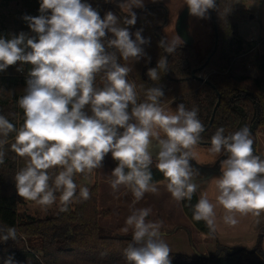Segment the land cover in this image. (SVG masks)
I'll return each instance as SVG.
<instances>
[{"label": "clouds", "instance_id": "9594fccd", "mask_svg": "<svg viewBox=\"0 0 264 264\" xmlns=\"http://www.w3.org/2000/svg\"><path fill=\"white\" fill-rule=\"evenodd\" d=\"M185 3L189 15L201 19L217 8L216 0ZM118 6L128 10L127 27L118 26L112 11L101 18L82 0H41V14L24 17L35 37L23 32L11 39L0 37V72L18 62L33 66L24 94L17 99L23 124L17 129L0 115V164L4 163L7 138L15 132L11 150L28 158L14 177L17 194L41 207L56 203V193H60L62 212L74 200L90 199L86 186L79 187L77 197L74 178L102 168L109 153L118 162L111 172V188L117 191L125 186L134 197L133 204L145 193H158L151 170L154 160L176 202H190L197 191L201 173L191 161L196 159L195 148L205 127L196 108L189 110L180 103L175 112L166 110L160 103L164 97L160 87L149 88L146 100L138 103L136 87L127 79L131 69L118 63L116 52L125 60L139 61L146 55L142 46L150 38L142 35V28L132 33L128 27L136 24L133 9L144 8V0H121ZM180 39L162 38L158 46L171 55ZM167 64L166 56L159 58L156 67L148 68L147 76L159 79L157 70L167 72ZM101 72L105 82L97 87L96 76ZM253 144L247 124L229 135L220 127L211 137L210 153L226 158L220 161L221 174L215 178V203L202 193L192 217L204 221L210 234L218 231V206L224 210L221 220L228 226L239 223L238 215H251L259 223L264 214V158L254 154ZM151 211L134 208L126 218L123 231H132L124 249L127 264H172L171 249L161 231L163 221L148 219ZM9 239H17L16 229L0 227V242ZM4 264H14L12 257Z\"/></svg>", "mask_w": 264, "mask_h": 264}, {"label": "trees", "instance_id": "16d2710c", "mask_svg": "<svg viewBox=\"0 0 264 264\" xmlns=\"http://www.w3.org/2000/svg\"><path fill=\"white\" fill-rule=\"evenodd\" d=\"M251 1L264 3V0H218L217 8L213 11L210 9L211 48L202 56L194 44L179 42L167 64L171 78L164 70L158 69L159 79L153 81L147 76V70L156 67L159 58L166 56L164 49L158 46V35L164 38L161 29L173 18L179 4L153 3L142 9H133L137 14V22L128 27L132 33L142 28V35L150 38V43L142 46L146 55L139 61L133 58L125 60L120 57L119 52L116 55L118 63L131 69L127 79L136 87L138 103L146 100L149 88L160 87L164 92V97L160 99L161 105L175 99L189 110L196 108L198 118L205 127L201 134V142L205 144H211L212 135L220 127L224 128L225 135L237 131L240 116L231 106L237 103L244 107L249 123L259 121L258 129L252 137L256 155L264 158V54L253 62L258 69V76H251L246 57L248 45L238 32L239 24L247 21L249 15L253 14L246 7ZM82 2L91 4L101 18L106 12L112 11L118 17V26L127 27L124 18L128 15V10L124 11L118 6L119 0L110 3L104 0ZM40 3L41 0H0V37L11 39L21 32L35 37L36 34L31 31L24 17L39 16ZM166 13L167 22L164 24ZM155 27H158L157 32ZM216 44L217 50L213 53ZM28 65L29 63H25L21 66L18 62L0 72V115L5 116L17 129L24 122V113L19 108L17 99L24 94L23 90L26 88ZM20 67L22 71H17ZM193 71L206 81L197 79ZM104 82V73L97 74L96 86L103 87ZM239 93L240 97H234ZM246 93L254 95L259 108L257 112L251 101L244 96ZM219 98L220 105L216 109L214 121L209 125ZM15 135V132L9 134L8 144L4 146V163L0 164V227H14L17 239L0 242V264H4L9 257H12L14 264H127L124 249L131 237L114 234L101 225L100 219L107 216L108 212L99 208L100 188L97 183L89 188L90 199L74 200L67 211H60L59 205L56 214L52 216L21 214L20 204L24 199L17 194L14 179L19 171V156L11 150ZM114 162L117 166L118 162ZM151 170L154 183L166 181L156 168L155 160ZM94 171L98 172V169ZM56 172L58 169L53 170V175ZM74 179L78 185V197L79 174ZM56 196L59 199L60 193H56ZM198 200L196 191L190 202L183 201L185 212L200 232L212 236L204 221H194L192 218L193 206ZM70 229L72 233L69 234ZM262 243L263 235L260 234L253 249H234L218 244L210 254L188 256L171 253L172 264H264Z\"/></svg>", "mask_w": 264, "mask_h": 264}, {"label": "rangeland", "instance_id": "374dc122", "mask_svg": "<svg viewBox=\"0 0 264 264\" xmlns=\"http://www.w3.org/2000/svg\"><path fill=\"white\" fill-rule=\"evenodd\" d=\"M113 1H117V0H104V2H107V3H110ZM173 2L176 4H179V6L173 15V18L168 22V24L164 25L163 28L161 29V34L168 41H171L173 38L180 37L179 34L177 33L176 23H177V19L179 15L187 7L185 0H144V7L149 6L153 3L173 4ZM119 3H121V0H119ZM246 7L250 9L251 13L255 14V17L251 18V15L253 14H250L249 19L247 21L241 22L239 24L238 32L248 45L249 51L246 54V57L248 58V64H253L254 60L259 55L264 54V3L251 1L246 4ZM122 9L124 11L127 10L126 7ZM187 25H188L189 34L192 38L194 46L196 47V49L202 56L205 55L212 45V29H211L210 10H209L207 19H201V18H197V17L189 15L187 18ZM110 35L111 34H109V36ZM181 41H183L182 38L179 40V42ZM32 67L33 66L31 64L27 66V69H26L27 74L29 73ZM251 76L255 77L254 75H251ZM178 104L180 103L178 101H175L167 109L170 111L173 109H176ZM109 158H110V153L106 155V157L104 158L103 166L107 165L106 166L108 170L107 174L110 177L112 171L110 170L109 165H108V162L110 161ZM27 159H28L27 157L19 156V170L25 166ZM102 174L103 172L99 174V179H97V171H94V170L91 173L79 174V186H86V183H88L87 179L90 180V185L87 186L88 188L94 186L96 183L99 185V180L101 181L102 179L100 175ZM99 188H100V185H99ZM133 200H134L133 198L127 199V196H114L110 194L101 195L99 197V208L100 210H105L108 212L107 216L100 219L101 225H103L107 230H109L110 232L114 234H119V235L130 238L132 235L131 229H129L127 233L123 231V228L125 227L126 218L131 214L134 208H151L152 211L148 219L152 221H163V224L170 223L169 226L162 227V230H161L162 232L171 234L175 232L177 229L179 230L182 229L183 234L185 233L187 238L189 235L188 241L190 239L191 244L193 243L192 245L186 244V243L185 244L184 243H170L168 245L171 249V253L187 255L184 253H180L185 248V245L186 247L187 246L194 247V245H197L196 247L198 249V245H200L201 242H206L207 244V242L214 239L215 234H213L212 236H208L196 230L190 225V222H189L190 219L189 220L187 219L188 216L184 210L185 207L182 202H176L175 200L171 201L172 206H175V207L174 208L171 207L169 211H166L165 210L166 204L164 201L163 194L162 195H151L148 198V200H146L147 202L140 200L136 202L135 204H133ZM59 205H60L59 199H57L56 203H54L53 205L47 208L41 207L34 201L24 199L23 202L20 204V212L22 215L26 213V214H30L34 216L39 215L41 217L52 216L56 214L57 208L59 207ZM168 217L169 219H166ZM170 221H174L175 223H178V224L171 223ZM189 230L191 233H189ZM70 233H72L71 229L69 230V234ZM183 239H185V235L183 236ZM218 244L227 246L220 242H218L217 245ZM227 247L238 249L237 247H232V246H227ZM254 247L248 248V249H253ZM262 247H263V243H262ZM263 250H264V247H263Z\"/></svg>", "mask_w": 264, "mask_h": 264}, {"label": "crops", "instance_id": "0c3cea01", "mask_svg": "<svg viewBox=\"0 0 264 264\" xmlns=\"http://www.w3.org/2000/svg\"><path fill=\"white\" fill-rule=\"evenodd\" d=\"M248 73L250 75H254V76H258L259 72L258 69L253 66V64H248ZM176 100L173 99L171 101H169L168 103L162 105L163 107H165L166 110H168L167 108L173 104V102H175ZM176 109L173 110H168L170 112H175ZM211 145H205V144H198L195 148L196 151V159H194L193 161H191L192 165L194 167H196L197 169H199L200 173H201V177L198 178L197 183H198V188H197V193L198 196L200 198L201 194H207L208 198L215 203V196H216V188H215V178H217L221 173H220V169H218L217 167H215V163L216 161L223 156V154L221 155H213L212 153H210L209 149H210ZM153 159H155V154H153ZM109 168L112 171L115 167L116 164L114 162V160L112 159L111 153H110V158H109ZM107 165L103 166L102 168L98 169L97 172V179H99V174L101 172H103L101 176V181L99 180V185H100V196L103 194H110V195H114V196H127V199L129 198H133V195L131 193V191L129 189H127L125 186H120L119 190L117 191H113V189L111 188L110 185V181L112 179V176L109 177V175L107 174L108 170L106 168ZM201 180H203L204 182H200ZM88 183H86V187L88 185H90V180H88ZM103 184V186H102ZM157 187H158V193L153 194V193H145L143 199H141L142 201H146L148 200V198L151 195H164V201L166 204V211H169V209H171V207H175L172 206L171 201H173L174 199L171 197V194L167 191L166 188V181H160L157 182ZM147 202V201H146ZM183 205L184 202L182 201ZM161 205V204H160ZM172 208V209H173ZM178 209V208H177ZM185 210V209H184ZM159 212V211H158ZM217 212V218H218V231L215 233L214 235V239L207 242H201L200 245H198V249H197V245L196 246H191V247H186L183 249L182 252L180 253H184L187 254L188 256H196L197 253L198 254H208V253H212L216 250V246L217 243L220 242L222 244H225L227 246H232V247H237V248H252L255 246V244L257 243L258 240V236L260 234H262L263 232V247H264V214H262L259 217V223H256L255 220L256 218L248 215V216H237V219L239 221L238 224H236L235 226H228L223 224L221 217L224 214V210L221 207H217L216 209ZM185 213V212H184ZM187 217V216H186ZM166 219H169L166 218ZM187 219L189 220V218L187 217ZM171 223L174 224H178L175 223L174 221H170ZM190 225L195 228L196 230H198L194 224L191 222V220H189ZM170 223H165L163 224V226H169ZM162 226V227H163ZM263 229V230H262ZM162 230V228H161ZM182 229H177L175 232L171 233V234H167L166 232H162L164 234V239L166 241L167 244L170 243H186V244H191L190 239L188 241V238L186 236V234L182 232ZM199 231V230H198ZM189 233L190 230H189ZM185 235V239H183V236ZM182 239V241H181ZM192 245V244H191Z\"/></svg>", "mask_w": 264, "mask_h": 264}, {"label": "water", "instance_id": "95a60500", "mask_svg": "<svg viewBox=\"0 0 264 264\" xmlns=\"http://www.w3.org/2000/svg\"><path fill=\"white\" fill-rule=\"evenodd\" d=\"M216 2H218V0H216ZM211 11H213V9H211ZM188 16H189V10H188V7H186V8L182 11V13L179 15V17H178V19H177L176 29H177V33H178L179 36L182 38V40H183L186 44H188V45H192V44H193V41H192V38H191V36H190V34H189L188 25H187V18H188ZM252 17L254 18L253 15H251V18H252ZM166 22H167V13H166V15H165L164 24H166ZM157 30H158V27H155V32H157ZM216 37H217V36H216ZM158 38H159V41L162 39V37L159 36V35H158ZM216 50H217V44L215 45V48H214L213 53H214ZM213 53H212V54H213ZM212 54H211V55H212ZM211 55H210V56H211ZM166 57H167V59L169 60L170 55L166 53ZM209 58H210V57H209ZM209 58H208V61H209ZM208 61H207V62H208ZM165 73H166V75H167L169 78H171V76H170V74H169V72H168V68H167V72H165ZM195 74H196V71H193V75H195ZM195 77H196L197 79H200V80L206 81V79H205L204 77H202V76H197V75H195ZM219 105H220V98H219V101L217 102V104H216V106H215V108H214V112H213V115H212V118H211V120H210V124H209V125H211L212 122L214 121L215 112H216V109L218 108ZM233 110L236 111V112L238 113V115L240 116V121H239V123H238V125H237V127H236V130H239L240 127H242L243 125L247 124L248 127H249L250 130H251L252 135L255 134L256 131H257V129H258V126H259V121H258V120H255V121H253L252 123H249L248 120H247V112H246L245 108L242 107V106H239V107H238V106H235V107H233ZM200 144H205V143L200 141ZM205 145H211V144H205ZM253 149H254V154H256V153H257V150H256V147L254 146V144H253ZM225 158H226V157H225L224 155H223L222 157H220V158L216 161V163H215V167H217L218 169H220V161H221L222 159H225ZM197 255H198V253H197ZM200 255H203V254H200Z\"/></svg>", "mask_w": 264, "mask_h": 264}, {"label": "flooded vegetation", "instance_id": "af4514ba", "mask_svg": "<svg viewBox=\"0 0 264 264\" xmlns=\"http://www.w3.org/2000/svg\"><path fill=\"white\" fill-rule=\"evenodd\" d=\"M240 96H241V94L239 93V94H236L234 97L238 98V97H240ZM244 96H245L249 101H251V103H252V105H253L255 111L257 112V110H258L259 108H258V105H257V103H256V101H255L254 95L249 94V93H246ZM232 100H235V99L232 98ZM235 106H238V107H239V106H241V105H239V104H237V103H234V104H232L231 108L233 109V107H235ZM253 121H255V120H253ZM253 121H252V122H253ZM252 122H251V123H252Z\"/></svg>", "mask_w": 264, "mask_h": 264}, {"label": "built area", "instance_id": "2783aa9c", "mask_svg": "<svg viewBox=\"0 0 264 264\" xmlns=\"http://www.w3.org/2000/svg\"><path fill=\"white\" fill-rule=\"evenodd\" d=\"M256 77V76H255Z\"/></svg>", "mask_w": 264, "mask_h": 264}]
</instances>
